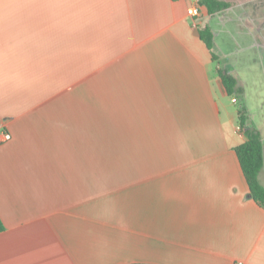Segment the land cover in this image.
Listing matches in <instances>:
<instances>
[{"label": "crops", "instance_id": "1", "mask_svg": "<svg viewBox=\"0 0 264 264\" xmlns=\"http://www.w3.org/2000/svg\"><path fill=\"white\" fill-rule=\"evenodd\" d=\"M197 1L0 0V264H264Z\"/></svg>", "mask_w": 264, "mask_h": 264}, {"label": "rangeland", "instance_id": "2", "mask_svg": "<svg viewBox=\"0 0 264 264\" xmlns=\"http://www.w3.org/2000/svg\"><path fill=\"white\" fill-rule=\"evenodd\" d=\"M216 15L213 50L221 67L237 76L244 89L235 99L230 96L226 108L234 112L237 108V116L241 111L249 125L259 128L264 144V12L247 10ZM238 132L245 136L243 130L238 128Z\"/></svg>", "mask_w": 264, "mask_h": 264}, {"label": "trees", "instance_id": "3", "mask_svg": "<svg viewBox=\"0 0 264 264\" xmlns=\"http://www.w3.org/2000/svg\"><path fill=\"white\" fill-rule=\"evenodd\" d=\"M199 5L203 6L208 15H214L218 11L231 6L230 1L225 0H199ZM200 40L205 44L210 52L212 60L216 61L219 65L218 74L222 84L229 96H240L244 89L240 84L237 76L230 73L224 67H221V61L217 54L214 52V33L212 28L205 24L197 26ZM238 124L240 130H243L245 141L238 144L234 150L239 160L243 175L249 187L253 200L261 207L264 208V185L261 184L259 175L263 169V136L259 128L254 125H249L243 115H238ZM4 224L0 219V232L4 230ZM131 264H149V263H131Z\"/></svg>", "mask_w": 264, "mask_h": 264}, {"label": "built area", "instance_id": "4", "mask_svg": "<svg viewBox=\"0 0 264 264\" xmlns=\"http://www.w3.org/2000/svg\"><path fill=\"white\" fill-rule=\"evenodd\" d=\"M187 12L190 16L192 17H196V16H199L200 15V8H199V3L197 1L196 4L190 6L188 9H187ZM240 130V128H239ZM3 139L6 141V140H9L10 139V134L8 132H4L3 133Z\"/></svg>", "mask_w": 264, "mask_h": 264}, {"label": "water", "instance_id": "5", "mask_svg": "<svg viewBox=\"0 0 264 264\" xmlns=\"http://www.w3.org/2000/svg\"><path fill=\"white\" fill-rule=\"evenodd\" d=\"M197 35H199V32H198V30L197 29H195V31H194Z\"/></svg>", "mask_w": 264, "mask_h": 264}]
</instances>
